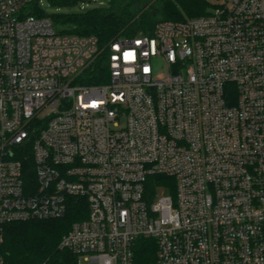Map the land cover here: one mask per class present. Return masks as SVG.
I'll list each match as a JSON object with an SVG mask.
<instances>
[{
	"label": "built area",
	"instance_id": "2783aa9c",
	"mask_svg": "<svg viewBox=\"0 0 264 264\" xmlns=\"http://www.w3.org/2000/svg\"><path fill=\"white\" fill-rule=\"evenodd\" d=\"M41 4L0 0V264L6 225L73 199L88 214L60 247L77 264H135L140 239L157 264H264V0L104 46ZM156 175L173 182L150 192Z\"/></svg>",
	"mask_w": 264,
	"mask_h": 264
},
{
	"label": "trees",
	"instance_id": "16d2710c",
	"mask_svg": "<svg viewBox=\"0 0 264 264\" xmlns=\"http://www.w3.org/2000/svg\"><path fill=\"white\" fill-rule=\"evenodd\" d=\"M80 0H50L55 4L79 6ZM211 3L207 0H110L108 5H96L69 13H57L52 18L55 29L62 34L95 36L100 46L120 37L152 34L158 22L185 20L206 15ZM43 10L35 13L43 16ZM186 15L188 17H186ZM55 25V24H54ZM93 82H104L108 68L105 58L95 64ZM173 182V178L152 176L148 190ZM85 201L73 199L68 213L61 218L33 219L13 222L5 227L2 246L6 264H77L78 256L60 247V242L73 223L87 217ZM135 264H157V245L153 239H140L135 252Z\"/></svg>",
	"mask_w": 264,
	"mask_h": 264
},
{
	"label": "rangeland",
	"instance_id": "374dc122",
	"mask_svg": "<svg viewBox=\"0 0 264 264\" xmlns=\"http://www.w3.org/2000/svg\"><path fill=\"white\" fill-rule=\"evenodd\" d=\"M207 1H209L211 5H213L209 9L211 10L215 5L220 4L224 2L225 0H207ZM109 3H110V0H80L79 6H72V5H67V4H55V3L50 2V0H42L41 8L44 11L43 16L53 17L57 13H69L73 11H78L80 10L81 6H84L85 9H89L96 5H101V4L108 5ZM186 17L188 16L186 15ZM54 24H55L54 25L55 27L56 23ZM158 70L159 72H163L166 70V67L164 66V64L159 65ZM158 194L159 196L168 195V191L166 188L161 187L158 190Z\"/></svg>",
	"mask_w": 264,
	"mask_h": 264
},
{
	"label": "snow or ice",
	"instance_id": "6c2138e0",
	"mask_svg": "<svg viewBox=\"0 0 264 264\" xmlns=\"http://www.w3.org/2000/svg\"><path fill=\"white\" fill-rule=\"evenodd\" d=\"M127 55H129V56H130L131 54H127Z\"/></svg>",
	"mask_w": 264,
	"mask_h": 264
}]
</instances>
